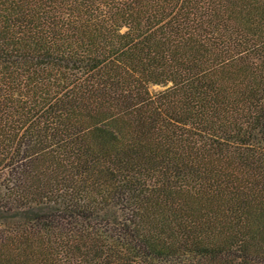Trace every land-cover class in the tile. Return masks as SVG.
I'll list each match as a JSON object with an SVG mask.
<instances>
[{"label": "trees", "instance_id": "1", "mask_svg": "<svg viewBox=\"0 0 264 264\" xmlns=\"http://www.w3.org/2000/svg\"><path fill=\"white\" fill-rule=\"evenodd\" d=\"M0 264H264V0H0Z\"/></svg>", "mask_w": 264, "mask_h": 264}]
</instances>
